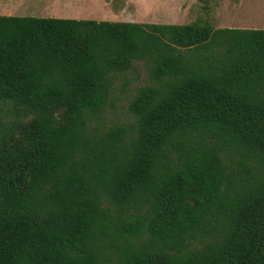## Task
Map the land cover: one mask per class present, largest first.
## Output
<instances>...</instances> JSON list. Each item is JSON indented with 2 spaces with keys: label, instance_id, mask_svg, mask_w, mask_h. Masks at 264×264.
I'll list each match as a JSON object with an SVG mask.
<instances>
[{
  "label": "trees",
  "instance_id": "1",
  "mask_svg": "<svg viewBox=\"0 0 264 264\" xmlns=\"http://www.w3.org/2000/svg\"><path fill=\"white\" fill-rule=\"evenodd\" d=\"M0 264H264V29L0 15Z\"/></svg>",
  "mask_w": 264,
  "mask_h": 264
},
{
  "label": "rangeland",
  "instance_id": "2",
  "mask_svg": "<svg viewBox=\"0 0 264 264\" xmlns=\"http://www.w3.org/2000/svg\"><path fill=\"white\" fill-rule=\"evenodd\" d=\"M37 3L41 6L25 11L16 9L13 15L176 24L199 18L209 21L216 28L223 26L226 13L222 8L202 9L201 0H41ZM242 24L245 25L244 22ZM252 24L250 26L256 28L264 27L263 23ZM145 77V70L140 63L120 75L114 84L111 99L93 122L107 125L128 121L127 101L133 90L146 81Z\"/></svg>",
  "mask_w": 264,
  "mask_h": 264
},
{
  "label": "crops",
  "instance_id": "3",
  "mask_svg": "<svg viewBox=\"0 0 264 264\" xmlns=\"http://www.w3.org/2000/svg\"><path fill=\"white\" fill-rule=\"evenodd\" d=\"M39 1L41 0H0V15H13L16 9L25 11L38 8L41 6L37 3ZM215 7L219 10L222 8L226 12L223 26H216V28L264 29V27L250 26L253 25L252 23L264 24V0H201L202 9L209 10ZM243 22L245 25L242 24Z\"/></svg>",
  "mask_w": 264,
  "mask_h": 264
}]
</instances>
